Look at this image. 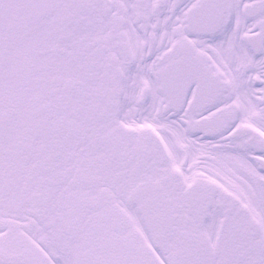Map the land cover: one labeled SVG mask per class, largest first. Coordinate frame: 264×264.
Masks as SVG:
<instances>
[{"label": "snow or ice", "instance_id": "snow-or-ice-1", "mask_svg": "<svg viewBox=\"0 0 264 264\" xmlns=\"http://www.w3.org/2000/svg\"><path fill=\"white\" fill-rule=\"evenodd\" d=\"M0 264H264V0H0Z\"/></svg>", "mask_w": 264, "mask_h": 264}]
</instances>
